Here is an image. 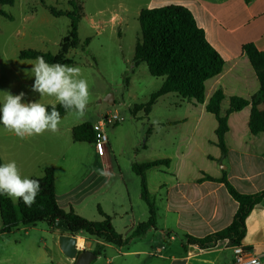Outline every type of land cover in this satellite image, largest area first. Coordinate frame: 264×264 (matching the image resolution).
<instances>
[{"label":"crops","instance_id":"1","mask_svg":"<svg viewBox=\"0 0 264 264\" xmlns=\"http://www.w3.org/2000/svg\"><path fill=\"white\" fill-rule=\"evenodd\" d=\"M68 1H66L64 9L54 8L70 11L71 7ZM137 2L140 4L139 12L142 9L167 5H179L187 8L192 13L197 26L203 30L208 43L222 57L224 65L220 74L205 81L202 103H195L194 100L189 102L180 96L182 100H178L177 103L178 106L186 103L191 109L198 110L199 116L193 120L194 128L197 130L204 129L205 122L210 123L212 134L206 142L215 149V152L213 156L206 155V158L212 162L213 166L206 171L189 165L188 160L191 154L195 149L199 151L202 145H205V141L201 139L199 148H197V140L193 144L192 135H185L180 138L183 145L178 146L176 157L168 158L170 160L168 166H158L147 170L146 178L147 173L152 169H156L160 174L157 188L158 197L155 198L157 221L155 229H148L138 237H143L147 232H154L151 235L154 234L159 237L155 238L153 243L162 240L168 248L150 245L148 249H138L126 253H134L137 257L141 255L152 257L155 261L149 264H229L233 254L227 240L219 241L211 248L200 249L196 245L186 244L185 236L203 237L219 231L230 224L237 210V202L229 195L225 185L207 177L219 179L224 175L232 187L241 194H253L264 190V132L252 134L249 131L250 105L229 115L227 120L228 131L224 137L225 155L221 154L216 145L214 134L217 126L216 120L213 115L214 120H212L208 116L211 114L205 111L206 103L217 89H221L224 94L221 103L222 112L227 109L228 99L231 96H237L248 101L256 98L259 83L242 51V46L246 43H252L257 50L264 51V0H137ZM39 3V6H35L38 4L34 3L25 8L19 7L22 9L18 23L21 28L30 29L44 22L50 23L57 17H65L69 20L65 15L53 16L48 9V6L51 5L46 4L43 0H39ZM26 8L27 10L23 12V9ZM81 18H84L83 12ZM74 49L68 50L67 58L71 59L67 55ZM21 50L46 52L34 48L18 49L15 58L10 62V68L15 75H7L10 84L9 92L15 95L23 91L25 97L22 102L40 101L46 106L57 104L58 102L54 97L44 96L41 98L39 93L31 90L34 83L31 64L35 59H19L18 54ZM58 51L59 48L56 53L51 54H57ZM174 105L176 104L174 103ZM256 106L264 118V99L259 100ZM98 123H93L92 126ZM180 123H187V119ZM74 126L76 125L64 127L60 124V130L55 134L45 132L43 135L27 139H20L11 132L0 135L2 164L15 160L22 175L29 178L40 177L45 168H52L55 195L60 208L65 211L71 208L81 217L91 221H101L103 217L98 212V208H100L103 214L110 217L116 232L123 237H128L136 224L144 222L141 221L144 218L141 208L136 212L130 199L127 203L118 201L117 198H105L104 196L102 203L99 201L93 203L96 205V209L93 208L92 210L91 200L86 203L84 201L88 196H94L101 191L102 183L87 185L90 182L86 181L84 184L81 183L82 185L78 190L69 185L70 174L74 170V161L86 156L89 151L98 157H103L105 153L99 155L94 143H88L91 147L88 149L80 146L85 142L73 141L72 128ZM109 169L107 168L105 171L110 172ZM60 173L65 176L59 177L58 174ZM61 178L67 179L68 187L59 191L60 183L61 187H66L65 184H62ZM20 226L27 227L30 225H18L9 233H3L0 236L11 234ZM245 228L241 246L256 254L260 259V264H264V200L256 204L246 217ZM62 234L68 235L67 232L60 230L56 233L55 241V247L60 255L63 254L58 245V237ZM82 240L85 246L80 249L77 245L79 250L93 251L96 245H100V255L97 258L107 249L120 248L89 236ZM177 240L179 250L171 252L170 246ZM46 261V256L40 252L32 264H46ZM0 264L14 263L2 262L0 258ZM57 264L62 263L58 262ZM68 264H74V261L69 259Z\"/></svg>","mask_w":264,"mask_h":264},{"label":"rangeland","instance_id":"2","mask_svg":"<svg viewBox=\"0 0 264 264\" xmlns=\"http://www.w3.org/2000/svg\"><path fill=\"white\" fill-rule=\"evenodd\" d=\"M43 1L57 9H64L67 0ZM79 1L84 15L77 29L79 46L67 56L74 60L72 66L81 68L82 77L88 81L89 103L84 117L81 118L74 112H67L61 120V125L65 127L84 122L93 125L107 113L113 112L119 114L120 120L114 125L106 124L104 127L107 143L103 157L93 155L89 151L86 156L74 161V170L70 174L69 185L78 190L81 183L84 184L86 181L90 182L86 183L87 185L102 183V190L94 196H88L84 201L86 203L91 200L92 210L96 209L93 203L95 201L102 203L104 196L105 198H117L118 201L127 203L130 199L136 212L142 209L144 218L141 221H145L147 209L139 197V177L132 172L131 164L160 158L173 159L176 157L178 146L183 145L180 138L192 135L193 144L196 140L198 142L197 148H199L201 139L205 141V145H202L199 151L195 149L188 163L190 166L208 171L213 164L206 158V155L213 156L215 152V149L206 142L212 134L211 126L209 122H205L204 129L194 128L193 120L199 116L198 110L191 109L186 103L178 106V100L182 99L174 93L159 97L148 115L142 110L135 115L131 114L130 110L135 105L146 103L163 81L162 77L151 76L145 63H140L138 66L133 63L134 44L140 37L137 19L140 4L137 0ZM34 3L38 4L39 0H15L12 6H0L4 12L11 15V19L0 15V100L4 92L10 91L7 75H15L10 68V62L15 58L18 49L34 48L56 53L61 39L69 30V20L65 17H57L53 22H44L30 29L21 28L18 23L22 9L19 7L25 8ZM25 10L27 8L23 9V12ZM86 40L87 43H85ZM109 96L113 99L112 104L105 101ZM208 116L214 120L212 115ZM184 119H187V123H180ZM149 128L151 130L148 134ZM7 132L0 125V135ZM80 146L91 148L86 142ZM107 168H110L109 173L113 174L110 178L98 174V170ZM58 175L59 177L65 176L62 173ZM159 176L158 171L152 169L147 173L146 178L148 190L154 202L158 197ZM61 181L66 187H61L60 183L59 191L68 187L67 179L61 178ZM60 230L58 227H51L47 222L41 221L27 227L20 226L11 234L1 235V261L32 264L35 257L42 252L47 258L46 264H57L58 262L68 264L69 259L60 255L55 247L56 233ZM152 233L147 232L143 237H134L127 245L118 249H107L90 264H149L154 262L152 257L146 255L137 257L134 253H126L148 249L150 245L164 246L167 249L168 246L162 240L153 243L159 236L151 235ZM68 235L71 234L68 233ZM76 236L81 239L86 237L83 234ZM83 246H85L84 241L79 248ZM178 250L177 240L171 244L170 251Z\"/></svg>","mask_w":264,"mask_h":264},{"label":"trees","instance_id":"3","mask_svg":"<svg viewBox=\"0 0 264 264\" xmlns=\"http://www.w3.org/2000/svg\"><path fill=\"white\" fill-rule=\"evenodd\" d=\"M15 0H0V6H12ZM70 11L56 10L48 6L53 16L65 15L69 18V30L61 40L57 54L40 52L35 50H21L19 59H35L43 56L49 63H62L72 65L73 60L66 57L69 49L79 46L77 34L78 23L82 17L81 4L79 0H69ZM0 15L11 19L0 8ZM140 37L136 39L133 50V63L138 66L145 63L149 74L153 77H162L160 87L153 92L148 101L144 104L135 105L131 114L138 111L149 114L156 100L164 95L175 93L187 101L194 100L195 103H202L204 98L205 81L221 73L224 65L222 57L208 43L205 34L195 22L192 13L185 7L179 5H167L142 9L138 14ZM87 43V40L85 41ZM242 51L247 57L259 83L258 94L255 99L248 101L237 96L228 99V107L222 112L221 103L224 94L221 89L213 92L205 105V111L216 120L217 126L214 130L216 145L222 155L226 154L224 142L225 134L228 131V117L231 113L242 110L250 105L248 128L252 134L264 132V118L258 110L256 103L264 99V51H259L252 43L242 46ZM61 113V118L67 113L63 107L56 104ZM51 111V106H48ZM150 133V128L147 130ZM72 139L75 142L94 143L96 135L92 124L81 123L72 128ZM170 160L155 159L142 163H132V172L139 177L140 199L146 206L148 217L146 221L136 224L128 237H123L116 232L111 224L110 217L103 214L98 208L99 214L103 217L101 221H91L77 215L71 208L67 211L57 204L54 187V171L48 167L43 170L42 176L30 177L39 179L41 192L36 197V202L26 206L22 200L14 202L6 195L0 194V234L9 233L18 225H31L45 221L51 227H56L55 222L61 221L67 226L69 234L76 236L93 237L104 243L122 247L128 244L129 240L145 233L148 229L156 228V205L151 198L146 183V171L158 167L168 166ZM0 164H2L0 158ZM213 181L222 182L229 195L237 202V210L232 221L225 228L205 235L203 237L185 236V243L196 245L200 249H208L217 242L227 240L230 246L241 244L245 235V219L260 201L264 200V190L253 194L238 193L223 175L219 179L207 177ZM93 252L100 255V245H96Z\"/></svg>","mask_w":264,"mask_h":264},{"label":"clouds","instance_id":"4","mask_svg":"<svg viewBox=\"0 0 264 264\" xmlns=\"http://www.w3.org/2000/svg\"><path fill=\"white\" fill-rule=\"evenodd\" d=\"M31 74L34 83L31 90L44 96L54 97L66 112H74L84 117L89 103V84L82 77L77 66L62 63H49L43 56L32 62ZM25 93L13 95L4 92L0 100V125L20 139L43 135L45 132L57 133L61 124V113L56 104L48 106L40 101L22 102ZM98 174L110 178L113 174L103 169ZM107 182V181H106ZM41 192L39 179L23 176L15 160L0 164V194L14 202L20 200L31 207Z\"/></svg>","mask_w":264,"mask_h":264},{"label":"built area","instance_id":"5","mask_svg":"<svg viewBox=\"0 0 264 264\" xmlns=\"http://www.w3.org/2000/svg\"><path fill=\"white\" fill-rule=\"evenodd\" d=\"M120 120L119 114L117 112L107 113L98 124L93 126V130L96 135V140L94 146L96 152L102 155L105 152V145L107 143V136L104 131V126L114 125ZM233 258L229 264H260L259 257L252 253L250 250L245 249L241 244L231 246Z\"/></svg>","mask_w":264,"mask_h":264},{"label":"water","instance_id":"6","mask_svg":"<svg viewBox=\"0 0 264 264\" xmlns=\"http://www.w3.org/2000/svg\"><path fill=\"white\" fill-rule=\"evenodd\" d=\"M108 103L112 104L113 99L111 96L105 99ZM56 227L67 230V226L61 221L55 222ZM58 245L62 254L74 261V264H90V262L97 258V255L88 249L79 250L77 247V237L73 235L62 234L58 237Z\"/></svg>","mask_w":264,"mask_h":264},{"label":"bare ground","instance_id":"7","mask_svg":"<svg viewBox=\"0 0 264 264\" xmlns=\"http://www.w3.org/2000/svg\"><path fill=\"white\" fill-rule=\"evenodd\" d=\"M82 244H83V240L81 238H78L77 239V245L82 246Z\"/></svg>","mask_w":264,"mask_h":264}]
</instances>
